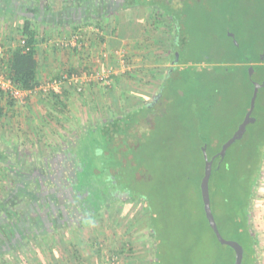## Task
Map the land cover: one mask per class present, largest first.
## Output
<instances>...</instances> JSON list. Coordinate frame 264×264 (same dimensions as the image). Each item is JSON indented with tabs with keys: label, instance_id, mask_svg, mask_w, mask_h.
Wrapping results in <instances>:
<instances>
[{
	"label": "rangeland",
	"instance_id": "obj_1",
	"mask_svg": "<svg viewBox=\"0 0 264 264\" xmlns=\"http://www.w3.org/2000/svg\"><path fill=\"white\" fill-rule=\"evenodd\" d=\"M168 1L171 4L173 1V4L177 7L181 6V11L184 12V15H187L184 21H188L185 32L188 38V56H191L190 58L193 59L191 62L192 68H188L191 74L200 71L203 75H208L213 78L219 71L222 75L225 73L224 76L227 77H225L226 80L230 79V76H236L231 83H229V81L220 83L215 82L213 84V93L206 92L202 89L203 87L195 88L194 84V94L190 93V96H187H195V90L196 92L204 91V95H202L203 97L200 101L201 105H199L198 108V115L200 114L203 119L205 137L212 143V145L208 147V153L209 156L213 157L216 155L219 146L223 145L233 136L244 120L247 113L243 116V111H245L247 106L246 103L248 101L247 99L251 86L254 83H264V73L261 71L250 73L251 67L248 70H244L230 65L225 66L228 67V71L226 72V69L219 68L218 65L213 63H211V66L205 65L207 68H203V70L201 66L195 65L194 63L198 62L200 59V61H204L207 64L208 58L216 57L221 53L224 54V50L229 47L230 42L223 36L227 35L231 37L230 34H234L228 31L230 27L232 28L235 25L242 24L246 29L250 25L255 24L257 15L253 12L257 7V2L254 0H193L189 4L187 1L184 3L183 0L182 5L180 4L182 1L179 0ZM94 2L92 6L97 9L100 5V1L94 0ZM97 11L94 10L92 13L96 16L98 14ZM161 13L162 11L151 8L144 13V19H142L141 15L136 14L138 18L135 24L139 25L131 30V39L129 38L125 42L123 41L125 38L121 37L120 41L114 42V46L110 45L107 47L110 50L125 49L128 51L129 56L127 71L115 79L114 86L91 85L94 88L105 87L103 88V95L101 96V99L103 97V109L96 103V100L91 99L92 96L86 99L85 92L87 91V86L82 94L78 95L75 93L70 97L71 104H67L66 109L60 105L57 106L58 109H61L59 111H62L61 114L65 111L66 113H71L69 116L71 118L69 124L61 127L60 120H57V116L50 113L51 117H55L56 120L53 118L49 122L44 121V129L42 128L33 140L26 139L24 144H20L19 142H17V144L9 143L8 146L11 148L10 153L7 152V158H4V161L0 165V202L23 195L22 192H42L41 188L43 184L36 174L37 172H41L40 174L47 172L50 167H48L47 170L42 169V167L50 165L46 162H53L55 157L56 160H58L57 156L66 152L64 149L65 147L68 149V147H72V145L76 143L77 138H75V133L72 129L73 123L80 131H85L87 127H93L95 124L101 121L103 122L113 115L127 113L130 109L138 107L139 104L142 105L147 103L154 95H158L161 84L164 83L166 76H168L174 67L171 61V49L175 37L174 23L170 20V17ZM258 20L264 23L263 19L258 18ZM93 22H98V24L101 23L98 20H94ZM122 25H124V23H122ZM101 26L103 27V25ZM80 27L84 28L85 25ZM119 27L120 26H118V28ZM263 29L264 27H261L259 31L263 33ZM225 30L228 31L226 35ZM256 32L251 30V34H258L257 30ZM242 34L243 36L239 33V36L235 39L237 44L233 40L236 46H238V42H242L244 37H246L245 35L247 32H243ZM259 35L260 34H258V36ZM254 46L256 47V51L260 53V57L264 56V49L262 50L261 45L255 43ZM94 47L95 45L91 48L95 50L96 48ZM184 53L183 55L185 56ZM242 55L243 58L249 59L250 61L254 59V55L248 53H243ZM90 61L88 60V69H90L92 65ZM212 62H215V60H212ZM64 66L65 65L62 67ZM179 69L183 74L187 67L185 69V66L182 65ZM81 70H84L83 67L77 70L72 69L71 71L81 72ZM68 71H70V69H64L61 72L65 73ZM237 73H240V76H237ZM247 76L252 77V80L248 79ZM47 81L48 80H45L41 84ZM67 88L73 89L71 86H66L64 90ZM73 90L75 92V89ZM113 91L115 92L114 99L111 97ZM37 96L46 102V100H53L54 93L41 90L37 93ZM4 98L9 104L10 99L6 96ZM113 100L115 101L113 102ZM192 100V98L189 100L187 99L186 103L189 104L193 102ZM24 107L25 106H22V108ZM22 108L19 109L18 114L15 111L12 114L14 118H18L16 124H19V131L21 129L20 126L26 124V117L23 115L25 110ZM59 112L55 113L58 114ZM103 115L105 116V118H103L104 120L101 118ZM155 115L157 117V115H159L158 112L155 113ZM167 115L170 116L168 120L165 117L161 120V133L152 132V136L146 139L147 145L144 146L145 153L150 161L154 159L153 156H156V159L159 158L158 160H160L161 164H163V161H166L164 162L166 174H161V176L160 173H155L153 176L157 183L159 181V184H162L163 192L161 193V197L159 194V198L160 202L164 203V207L161 209L158 202H156V206H158L155 208V211L160 215L159 222L165 227V232H167L170 237L169 244L164 246V264H169L170 262L174 264H233L231 249L215 240L208 227L206 215L203 211L199 195L198 180L202 170L205 168V160L199 154L200 149H202L200 147L199 136H197L196 132L184 122L183 118L180 121V113H177L175 117L171 113ZM263 116L264 87L259 90L253 112V117L256 120L262 119ZM98 117L102 120H96ZM188 117V115L185 117L186 121ZM153 119V115H150L146 120L148 124L143 123L142 126L139 127L147 130L152 129L154 127L152 124ZM10 122L7 124L8 127L13 126V122L12 124H10ZM71 122L73 123L71 124ZM27 124L29 126L31 122L28 121ZM39 124L40 123L36 124V129ZM171 124L173 128L167 129ZM195 124L196 126L198 125V123ZM68 125L69 127H67ZM4 126L5 125H2L0 122V130H5ZM34 127L35 126L32 124L30 125L31 131L35 129ZM168 132L172 134L174 141L172 149L169 151L167 149L166 151L164 143H159L158 139H162ZM243 139L240 140L239 143L236 142L227 152V157H229L230 161L234 162L235 165L239 162L241 164L240 167L244 165L243 160L246 157L245 151L241 152L242 146L247 144ZM27 142L30 143L29 146L25 145ZM118 143L120 145L125 144L121 140H119ZM35 145L39 148L36 149ZM42 148L44 150L41 151ZM3 151V153H5L6 148L3 147ZM122 151L127 154V152H131V148L124 147ZM95 154L98 155L97 159L104 162L103 164L101 163L99 166V162L96 163V160L91 162V160L87 158L82 166L85 169L84 174L87 176L90 175L86 185L93 183L95 186H102V194L98 196V198L87 194L85 196L86 199H84L85 203L91 207L90 210L93 214L102 215V218L98 216L97 219H94L92 225L95 227L98 225L102 227L116 226L119 227L121 231H124L128 227H131V224L136 223L137 219L141 217L143 212L141 204L136 202L132 204L130 197L120 194L119 199H116L117 201L114 202L115 204L113 203L111 207L108 208L109 210L111 208L114 210L111 218L110 212L108 213L107 209H104L102 213H99V210L95 212V210H93V204H98V208L101 207V205H105V202L108 201L106 188L109 185H112L111 188L116 187L118 191L123 190L125 187L124 185L129 184L128 186H131V166L119 170V164H114L117 171L112 169L113 164L105 168L107 162L102 158L103 151H98V154ZM169 155L171 156L168 157ZM166 156L167 158H165ZM98 166L100 170L94 175V169ZM158 166L155 168L159 169ZM243 169L245 171L247 170L244 166ZM113 172L115 175L112 174ZM157 172H159V170H157ZM121 177H123L122 182L120 179ZM248 177L251 179V176ZM111 178H114L115 182L111 181L109 183ZM2 179L7 180L5 182ZM123 179H125V181H123ZM17 183L21 191L19 193L15 190V188H17ZM41 184L42 186L39 187ZM213 188L215 187L212 186V189ZM149 190H152L151 186ZM212 194L214 213L221 227L222 235L225 239L231 240L234 238L233 233L230 229L224 227L221 219L224 212V205L220 199H216L213 192ZM16 200L18 199L16 198ZM95 200L97 202H95ZM76 201L80 200L76 199ZM215 201H218L219 205H217ZM15 206L12 212L20 211L21 205H17L18 208ZM1 208L2 207H0V209ZM250 215L252 230L258 241L259 264H264V161L261 168V178L253 191L252 202L250 203ZM129 243H131V264H154L155 257L152 235H150L147 229L133 230ZM19 252L17 251L16 254L20 259L26 261V259L32 258L31 251H26L24 253H21V251ZM12 255L10 254V257ZM0 261V264H5L4 258H0Z\"/></svg>",
	"mask_w": 264,
	"mask_h": 264
},
{
	"label": "trees",
	"instance_id": "obj_2",
	"mask_svg": "<svg viewBox=\"0 0 264 264\" xmlns=\"http://www.w3.org/2000/svg\"><path fill=\"white\" fill-rule=\"evenodd\" d=\"M179 1H182L180 4L183 5V0ZM186 1L190 4V2H192L193 0H184V3ZM254 1L257 2V7L253 12L257 15L255 24L250 25L246 29L244 25L238 24L233 26L232 28L230 27V29L228 30L231 33H234L235 39H237L239 33H241V35L243 36L242 33L247 32V34L245 35L246 37H244L242 42H238L239 44L238 46H236L233 43L234 39L228 37L226 35V32L228 31L225 30L226 36L223 37L230 42V45L226 48V50H224V54L221 53L216 57L208 58L207 64L204 61H200L199 59V61L197 60L198 62L194 63L195 65H199L203 69L207 68L205 67V65L211 66V63H213L215 65H218L219 68L226 69L225 71L227 72L228 67L225 66L230 65L232 67H239L238 69L248 70L251 67V62H255L260 63L261 65L258 67H254V72L261 71L264 73V60L262 61V59H260V53L256 51V47L254 46L255 43H259L262 47V50L264 49V29L263 33L259 31V28L264 27V23H262L263 21L258 20V18L264 20V0ZM120 5L122 10L131 9V27L133 28L139 25L134 23L138 18L136 14L141 15L142 19H144V13L151 8H156L158 9V11H162L161 14L170 17V20L174 23L175 32L173 47L171 49V61L174 67L172 68L168 76H166L164 83L161 84L160 92L158 93V95H154V97L152 99L150 98L147 103L142 105L139 104L138 107L130 109L127 113H124L122 115H113L111 118L104 120L103 122L101 121L95 124L93 127H87L85 131H80L79 128H76L77 126L74 125L73 122H71V124L73 123L72 129L75 133V138H77L81 146L82 142L85 146H92V159L91 156L89 158L91 162L96 160V163L99 162V166L101 165V163L103 164L104 162H101L99 159H97L98 155L95 154H98V151H103L102 158H104V161L107 162L105 168L110 167V164H113V170H116V166H114V164H119V170L131 166V186H128L129 184L124 185V189L118 191L116 187L111 188L112 185H109L106 188L108 201L105 202V205H101V207L99 208L97 207L98 204H93V210H95V212L98 210L99 212H102L104 209H107L108 213L110 212V216L112 217V213L114 212V210L113 208H111L110 210L108 208H110L111 205L115 201H117L116 199H119L120 194H124L134 200L132 204H134L135 202L141 204L143 211L141 217L137 219L136 223L131 224V227H128V231L131 234L135 229H147L150 232V235H152L153 251L155 257L154 264H164V246L169 244L170 237L168 236L167 232H165V227L162 226L159 222L160 215L155 211V208L158 205H160L162 209L164 207V203L160 202L159 198V194L161 197V193L163 192L162 184H159V181L157 183V181L154 180L153 176L155 173H160V175L166 174V168L164 166V162L166 161H163V164H161L160 160H158L159 158L156 159V156H153L154 159H151V161L149 160L144 150V146L147 145L146 139L152 136V132L161 133V120L163 117L167 118L168 120V117H170V114L167 115L168 113H171L174 117L177 113H180V121L183 118L184 122H186L192 128V130L196 132L197 136H199V141L201 144L200 147L202 148L204 144L203 138H207L204 134L203 119L200 114L198 115V108L199 105H201L200 101L202 100V95H204L203 90H205L206 92L208 91V93H213V84L215 82L220 83L229 81V83H231L236 76H230V79L226 80L227 77L224 76L225 73L222 75L219 71L213 78L209 77L208 75H203V73H201L200 71L191 74L190 69L192 68L191 62L193 59L190 58L191 56H188L189 46L187 44L188 38L185 32L188 26V21H184V19L187 18V15H184V12L181 11V6L177 7L173 4V1L171 4L168 0H101L100 5L97 8L99 14L98 16H96L98 18L112 16L114 13H118L119 11H121ZM25 12L28 14H33V12H31L30 10H27ZM133 14L135 16L134 19L132 18ZM93 23L96 22H92V24ZM251 30L254 32H256L257 30L258 34L260 35L258 36V34L254 33L251 34ZM15 31H18L17 34L20 35V39L26 38L30 50L24 53L23 49L18 46L17 42L14 48L9 51L10 55L6 61V67L8 69L6 71V74L20 88L29 91L34 90L40 85L38 77L40 62L38 60V54L36 50L37 39L35 27L32 24L31 20H25L22 28L20 29L17 27L15 28ZM183 53L185 54V56L183 55ZM243 53L254 55V59L250 61L249 59L243 58ZM212 60H215V62H212ZM182 65L185 66V69L187 67L185 73L183 74L179 69ZM68 72L70 74L73 73L71 70ZM62 73L63 72H61L57 76H61ZM237 74V76H240V73ZM247 78L252 80V77L247 76ZM194 84L195 88L203 87L202 92H196L195 90V96L187 97L190 96V93L194 94ZM253 91L254 85L251 86V90L247 99L248 101L246 103L247 106L245 111H243V116H245V114L250 109V101L253 95ZM3 95V93H0V96ZM66 96H68L66 91H64V94L62 96L54 94L53 100L55 105H60L66 109L67 104L65 102L67 99L64 98ZM191 98L193 99V102L187 104V99L189 100ZM9 104L13 105L14 102L10 100ZM2 112L3 110L0 107V119L2 117ZM157 112L159 115H157L156 117L155 113ZM62 115L63 114H58L57 120H60L61 127H64V125L69 124V122L68 120L63 119ZM149 115H153L154 119L152 121V124L154 125V127L148 130L140 128L143 123L148 124L146 120L148 119ZM187 115L189 117L186 121L185 117H187ZM173 120L175 121L174 118ZM195 123H198V125L196 126ZM169 128H173V125L171 124L167 129ZM119 140L123 141L125 144L120 145L118 143ZM158 140L159 143H164L166 151L167 149L168 151L172 149L174 139L170 132H168V134L165 135L162 139ZM243 140L247 142V144L243 145V148L241 149V152L245 151L246 153V157L243 160L244 165L240 167L241 164L239 162H237L235 165L234 162H231L229 157H227L228 155H226V158L223 162H221L220 166V158H217L215 160L213 173L210 180L211 203L214 213V204L212 200L213 192L216 199H220V201L224 205V212L221 219L223 221L224 227L230 229L233 233L234 238L231 240L238 241L241 245H243L245 249L246 254L243 264H259L258 241L251 226L250 203L252 202L254 188L261 178V168L264 161V116L262 117V119L256 120L255 123L250 124L247 127V132ZM209 141L210 140H208V147L212 145V143H210ZM239 142L240 141H238L237 143ZM124 147L131 148V152H127V154L123 153L122 148ZM221 147L222 145L219 146L216 154L221 150ZM199 154L203 157L201 149ZM170 156L171 155H169L168 157ZM165 158H167V156ZM99 166L94 169V175L97 174L100 170ZM156 166H158L159 169L155 168ZM243 166L247 169L246 171L243 169ZM157 170H159V172H157ZM112 174L115 175L114 172ZM203 176L204 169L202 170V173L198 180L199 195L204 211V205L202 202L201 190L199 185L201 184ZM248 176H251V179ZM82 177L86 182L84 184V189L86 190V192H88L90 196L98 198V196L102 194V186H95L93 185V183L86 185L90 175L87 176L85 174H82ZM122 178L123 177L120 178L121 182ZM132 180H135L136 182ZM111 181L115 182V179L111 178L109 183ZM123 181H125V179H123ZM18 186L19 184L17 183V188H15V190L19 193L21 191ZM150 186L152 190H149ZM212 186H214L215 188L212 189ZM22 194L28 200H26L25 202H20L19 200L17 201L16 198H14L13 202H9L10 204L13 203L12 206L21 205L22 209L21 211H19V213H17L18 215H16L15 212H12V208H14L12 206H6L0 209V238H3L4 240L8 241L11 240V238L14 239L17 235H20L23 239H25L24 235L21 234V232H19L18 230L29 226V224L31 223V212L34 209H42L43 207L41 205L44 206V203H46H41V199H39V195L41 194V192L37 193L33 191H27L26 193L22 192ZM34 194L36 195V198H30ZM43 197H45V194H41V198ZM45 199L49 201V199H47L46 197ZM50 199L52 201V197H50ZM14 201H16V203ZM95 202L97 201L95 200ZM156 202H158L157 206ZM215 202L217 205H219L218 201ZM46 204H48V202ZM45 206V209L48 208L49 210H51L52 206ZM206 222L215 240L219 243L213 230L209 226L207 218ZM217 224L222 233L218 221ZM231 251L234 264L235 254L233 249H231ZM169 264L174 263L170 262Z\"/></svg>",
	"mask_w": 264,
	"mask_h": 264
},
{
	"label": "crops",
	"instance_id": "obj_3",
	"mask_svg": "<svg viewBox=\"0 0 264 264\" xmlns=\"http://www.w3.org/2000/svg\"><path fill=\"white\" fill-rule=\"evenodd\" d=\"M99 1L101 2V0ZM94 3V0H0V69L8 70L6 61L10 55L9 51L20 40V35L17 34L18 31L16 32L15 28L21 29L25 20H31L36 31V50L40 62L38 75L40 85L45 80L49 81L52 77L57 76L64 69L77 70L89 66L88 60H92L90 61L92 63L91 67L97 69V59L101 55V51L110 45L114 46V42L120 41L121 37L125 38L123 40L125 42L129 38L131 39L133 27H131V9L122 10L120 6L121 11L118 13H114L109 17L98 18L99 13L97 16L92 13V11L97 10L92 6ZM27 10H30L33 14L26 13ZM134 17L133 14L132 18L134 19ZM96 19L101 22L100 25H103L104 35L101 40L102 44L95 41L91 36L90 44L92 47L95 45V50L93 48L87 50V52H79L72 48L63 50L58 44L62 40H68L73 30L90 24ZM117 25L120 27L118 28ZM113 61L106 59L103 62L107 65L113 63ZM63 65L65 66L62 67ZM93 86L87 87L85 97L88 99L89 96H92L91 99L96 100V103L103 109V97L101 99V96L105 87L94 88ZM73 89L67 88L64 90L68 94L64 97L67 99L65 103L68 105L71 104L70 97L76 93ZM37 93L29 98V102L24 108L16 103L13 105L8 104L4 98L5 94L0 96V107L3 110L0 122L5 125V130H0V165L10 153L9 143L17 144L19 142L24 144L26 139L33 140L44 127L45 122H49L53 118L56 120L55 117H51L50 113L56 116L62 113V111L59 112L61 109H58L57 105L55 106L53 100L44 102L37 96ZM114 94L113 91L111 93L112 99L115 97ZM20 108L25 110L23 115L26 117V124L20 126V131L23 129L21 132L19 131V124H16L18 118L15 117V119L12 115L14 111L18 114ZM70 115L71 113L65 111L62 118L69 122L71 120ZM101 118L103 119L105 116L103 115ZM102 119L96 118V120ZM28 121L35 126L33 131L30 129L31 124L28 126ZM8 122L10 124L13 122L14 127H8ZM38 123L40 124L36 129ZM29 144V142L25 143L27 146ZM3 147L6 148L5 153H3ZM35 148L39 147L35 145ZM64 149L66 150V147ZM42 150L44 149L42 148ZM59 157L60 162H62V155H59ZM46 163L50 165L42 167L43 170L58 165L56 157L53 162L49 163L47 161ZM40 173L37 172L36 174L38 178L47 172ZM2 180L6 182L7 179ZM41 194L39 195L41 203L48 202V204L41 205L42 209H34L30 214L31 223L29 226L18 230L24 235L25 239L20 235L8 241L0 238V258H4L5 264H108L107 259L109 256L121 257L124 264H131V243H129L131 234L128 228L121 231L116 226L102 227L98 225L95 227L92 225L93 220L97 219L98 216L102 218V215L85 211L70 215L72 212L69 213L63 208L56 209L57 200L53 203V200L48 201L45 197L41 198ZM15 198L20 202L28 200L23 195ZM30 198L35 199L36 195L34 194ZM9 202H13V199L0 202V207H11L13 203L10 204ZM14 202L16 203V201ZM45 205L54 206V208L51 210L45 209ZM62 205L64 207L66 203H62ZM18 206L15 207L18 208ZM21 209L22 207L20 211ZM15 213L17 214L19 211H15ZM17 251H21V253L31 251L32 258L26 259V261L20 259L16 254ZM10 254L14 255L10 257Z\"/></svg>",
	"mask_w": 264,
	"mask_h": 264
},
{
	"label": "built area",
	"instance_id": "obj_4",
	"mask_svg": "<svg viewBox=\"0 0 264 264\" xmlns=\"http://www.w3.org/2000/svg\"><path fill=\"white\" fill-rule=\"evenodd\" d=\"M104 29L98 23L86 24L84 28L80 27L73 31L68 40H62L58 44L63 49L72 48L79 52H87L91 49V36L95 41L101 44ZM18 46L26 53L30 50L26 38H21ZM109 50V51H108ZM128 51L125 49H109L105 48L101 51V55L97 59L98 68L91 67L83 68L81 72H65L61 76H55L46 83L39 85L34 90H24L17 86L11 78L6 74V71L0 69V93L5 94L14 103L25 106L29 98L35 95L38 91L52 92L55 95L62 96L64 88L71 86L75 89L76 94L80 95L84 92L85 87L99 84L106 87H112L115 79L127 71L128 67ZM113 58V59H112ZM106 59L114 60L111 64H105L103 61ZM108 264H124L121 257L109 256L107 259Z\"/></svg>",
	"mask_w": 264,
	"mask_h": 264
},
{
	"label": "flooded vegetation",
	"instance_id": "obj_5",
	"mask_svg": "<svg viewBox=\"0 0 264 264\" xmlns=\"http://www.w3.org/2000/svg\"><path fill=\"white\" fill-rule=\"evenodd\" d=\"M260 59H262V57H260ZM260 65V63L251 62V67L253 68ZM92 150V146H85L83 142L81 146L79 141L76 140V143L72 145V147H68L66 152L61 154L63 161L60 162V157L58 155V165L56 167L53 166L47 173L40 176L39 180L43 184V186L42 184L39 186H42L41 193L45 194V197L49 200H51L50 197H52L53 203L57 200L56 209L63 208V210L69 213L72 212L70 215L83 211L91 212V207L84 201V199H86L85 196L87 194L89 195V193L83 188L86 182L82 177L85 170L82 166L86 159H89L92 155ZM76 199L80 201H76ZM61 202L66 203V205L63 207ZM133 202L134 200L131 199V203ZM53 208L54 206L51 207V209Z\"/></svg>",
	"mask_w": 264,
	"mask_h": 264
},
{
	"label": "water",
	"instance_id": "obj_6",
	"mask_svg": "<svg viewBox=\"0 0 264 264\" xmlns=\"http://www.w3.org/2000/svg\"><path fill=\"white\" fill-rule=\"evenodd\" d=\"M230 36L234 39L235 43L237 44V41L235 40V35L230 34ZM264 59V56H262V60ZM254 72V68H250V73ZM251 75V74H250ZM254 91L253 95L250 101V109L247 112L244 120L242 123L239 125L238 129L236 132L233 134L231 138H229L221 147V150L213 157L210 158L209 153H208V140L207 138H203V146H202V154L205 160V168H204V176L201 180L200 184V190H201V197H202V202L204 205V212L206 215V218L208 220L209 226L213 230L216 238L218 239L219 243L228 246L231 249H233L234 254H235V261L234 264H243L244 259H245V249L243 245H241L238 241L235 240H228L225 239L224 236L222 235L215 215L213 213L212 209V203H211V194H210V180L211 176L213 173V166L214 162L217 158H220L219 166L221 162L224 161L226 158L228 150L238 141L242 140L243 137L245 136L247 132V127L250 124H253L256 122V119L253 117V112L256 106V101L258 98V93L261 88L264 87V83H254Z\"/></svg>",
	"mask_w": 264,
	"mask_h": 264
}]
</instances>
